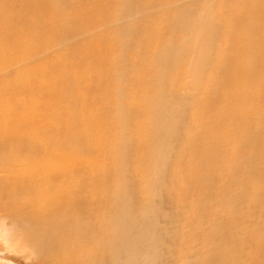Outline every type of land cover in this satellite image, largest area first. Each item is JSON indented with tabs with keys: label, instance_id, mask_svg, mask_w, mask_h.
<instances>
[{
	"label": "bare ground",
	"instance_id": "1",
	"mask_svg": "<svg viewBox=\"0 0 264 264\" xmlns=\"http://www.w3.org/2000/svg\"><path fill=\"white\" fill-rule=\"evenodd\" d=\"M20 2L54 19L1 40L21 62L0 89V237L14 258L264 264V0ZM87 8L94 32L69 20Z\"/></svg>",
	"mask_w": 264,
	"mask_h": 264
},
{
	"label": "rangeland",
	"instance_id": "2",
	"mask_svg": "<svg viewBox=\"0 0 264 264\" xmlns=\"http://www.w3.org/2000/svg\"><path fill=\"white\" fill-rule=\"evenodd\" d=\"M235 2V4H237V2L239 0H233ZM210 2L209 1V6H210ZM69 6L76 8L77 6H79L76 3V0H69ZM104 6V5H103ZM106 8V6H105ZM28 12L26 13L23 5L21 4L20 0H0V89H5L7 88L9 85H11L12 82V77L15 78L16 73L19 71L18 67H20V61H11V58L16 57L18 55V51H20L19 48H15L14 51H12L11 53L7 52L5 50L9 49L7 47H1V40L3 38V36L6 33V29H7V25H13V27H15L16 29H18V32H23L24 31V27L26 25H22L23 22L26 19H31L34 22V26L40 31L41 30V25H47V22H50V20L54 19V15L53 13L49 10V7L45 4V3H39L37 5L32 6L30 9H27ZM89 11V8H87L84 12L87 13ZM218 12H220L219 9H217ZM145 14V12H138L137 14H135L132 18L135 20V24L136 21L138 19H140V21L142 22V16ZM28 15V16H26ZM26 16V17H25ZM92 13H87L86 15L84 14H80L77 15L75 14L74 16L70 17L69 20L72 21L73 23H75V26L78 28H81L82 30H86V31H92L94 32V29H92V23L89 22V19L91 18ZM230 21L232 19H229ZM141 22H137L136 27L137 26H141ZM91 23V24H90ZM254 23H247L246 25L251 26ZM53 26H57L56 23H53ZM84 35H81L79 37V39H83ZM197 39V38H196ZM180 42V40L178 41V43ZM9 46H13L12 44H9ZM57 48H61V47H57ZM65 48V47H62ZM50 49H45L43 51V53H41L38 56H47L50 55L49 54ZM84 55H88L91 54L90 52V47H85L84 51H83ZM35 57H30L27 61L28 62H32ZM192 60V55H190ZM70 58L72 60H75L77 58V54L74 52L70 55ZM42 58H39L38 60H40ZM100 71V67L97 65H94L92 67V72L94 74H97ZM100 73V72H99ZM13 75L12 77L10 75ZM87 75V72L85 69H80L77 76L80 80V84L83 87H88L91 86V82L90 80L88 82H85L83 80V77H85ZM174 75H176V73L169 71L167 73H165V77L166 78H171ZM187 79V73H185L182 77L181 80L185 81ZM22 77L20 76V74H18V79L16 80L17 82H21ZM180 90L181 91H188L189 89H186L185 87L180 86ZM163 97H167L166 95H163ZM27 103H31V100H29ZM178 106V103H176ZM180 107V106H179ZM63 155H65V153L63 152ZM69 156H74V154H69ZM241 172H244V169L240 170ZM152 194L155 195L156 197H158V193H156L155 190L152 191ZM137 212L135 211V214ZM166 222V217H162L159 222L158 225L159 226H163ZM2 228V232H4L3 230H5L4 226H1ZM6 231V230H5ZM163 240V239H162ZM4 242V243H3ZM146 246L149 244L148 241L145 242ZM0 246L3 247V249L5 248L4 251L0 250V264H22V262L19 259L14 258L15 257V253L12 252L10 250L11 247V243L7 240H5L4 238L0 237ZM191 252H194L196 250V246H192L190 248ZM158 255H160L161 253H163L162 248H158L155 251ZM18 257V256H17ZM148 257L146 254V249L142 250L141 252H138V258L136 259L138 264H145L147 261Z\"/></svg>",
	"mask_w": 264,
	"mask_h": 264
}]
</instances>
